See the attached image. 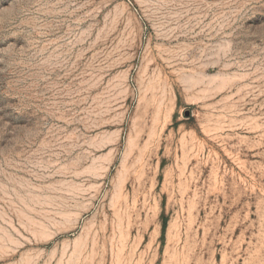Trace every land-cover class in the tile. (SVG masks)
Instances as JSON below:
<instances>
[{
  "label": "rangeland",
  "instance_id": "rangeland-1",
  "mask_svg": "<svg viewBox=\"0 0 264 264\" xmlns=\"http://www.w3.org/2000/svg\"><path fill=\"white\" fill-rule=\"evenodd\" d=\"M0 264H264V0H0Z\"/></svg>",
  "mask_w": 264,
  "mask_h": 264
}]
</instances>
